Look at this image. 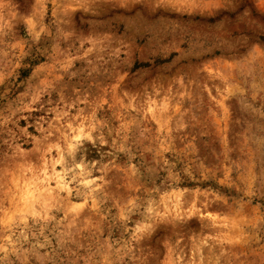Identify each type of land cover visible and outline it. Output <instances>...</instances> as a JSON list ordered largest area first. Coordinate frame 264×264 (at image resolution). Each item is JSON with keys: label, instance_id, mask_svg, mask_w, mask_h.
Returning <instances> with one entry per match:
<instances>
[{"label": "rangeland", "instance_id": "374dc122", "mask_svg": "<svg viewBox=\"0 0 264 264\" xmlns=\"http://www.w3.org/2000/svg\"><path fill=\"white\" fill-rule=\"evenodd\" d=\"M0 264H264V0H0Z\"/></svg>", "mask_w": 264, "mask_h": 264}]
</instances>
